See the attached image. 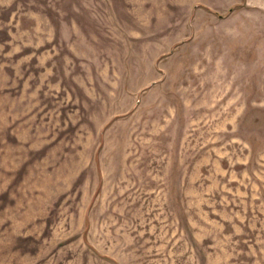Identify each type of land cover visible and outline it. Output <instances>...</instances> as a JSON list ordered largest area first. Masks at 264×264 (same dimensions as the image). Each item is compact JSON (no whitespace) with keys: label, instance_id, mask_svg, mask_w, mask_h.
Masks as SVG:
<instances>
[{"label":"rangeland","instance_id":"rangeland-1","mask_svg":"<svg viewBox=\"0 0 264 264\" xmlns=\"http://www.w3.org/2000/svg\"><path fill=\"white\" fill-rule=\"evenodd\" d=\"M0 264H264V0H0Z\"/></svg>","mask_w":264,"mask_h":264}]
</instances>
